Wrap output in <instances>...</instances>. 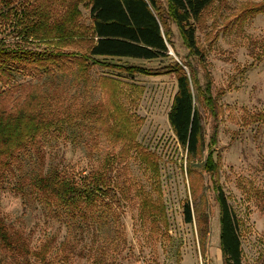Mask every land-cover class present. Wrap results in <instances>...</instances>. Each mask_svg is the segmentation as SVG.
<instances>
[{"label":"trees","instance_id":"1","mask_svg":"<svg viewBox=\"0 0 264 264\" xmlns=\"http://www.w3.org/2000/svg\"><path fill=\"white\" fill-rule=\"evenodd\" d=\"M226 1L0 0V34L10 28L14 39L6 42L7 38L0 37V189L9 184L11 191L25 205L36 204L45 216L62 223L66 234L60 247L65 243L74 246V240L82 238L87 229L102 230L110 222L115 228L120 201L129 198L127 192L132 184L123 177L119 165L123 158L121 153L126 154V150H121L120 156H107L99 167L79 175L57 164L45 167L43 140L48 134H62L65 130L71 133L75 127L92 130L94 117L99 119L101 115L98 122L106 126L110 112L103 104L82 106L76 112L73 102L65 101L66 84L85 80L97 65L128 75L174 74L176 91L167 120L186 154V171L190 174L193 173V163L202 157L204 147L198 107L206 111L211 134L201 168L212 179L219 206L222 263L242 264L239 218L217 182L220 154L214 156V146L223 112L219 100L225 91L219 88L212 93V79L205 61V49H211L216 40L215 30L206 35L210 45L202 47L197 38L198 30L215 22L213 18L209 25L206 23L207 13L218 9V5L225 7ZM81 8L87 10L88 23L83 21ZM258 13H264V1L244 2L239 12L233 15L232 24L242 26ZM175 34L187 50L185 57L180 58L177 53ZM167 45L179 61L167 53ZM249 50L254 60H264V40L251 41ZM132 59H168V62L149 68L127 61ZM19 74L34 75L35 81L16 83L14 79ZM199 74L204 78L202 85ZM100 79L106 81V77ZM111 111L118 117L115 122L119 123V129L110 131V136L126 140L127 148L135 149L133 139L127 132H122L123 128L130 131V119L117 106ZM252 122H264V109L253 111L243 119V124ZM154 184L160 185L159 181ZM154 187L159 194V186ZM142 188L138 187L136 192L143 191ZM250 188L252 197L264 205V187L250 185ZM138 213L154 233L167 235L166 206L160 194L156 198L141 195ZM195 213L201 237L205 218H200L197 209L191 210L189 200L185 199L183 221L191 223ZM10 226L0 213L1 254L15 264H31L30 258L37 264H53L49 254L54 236L47 237L34 249L30 245V235ZM103 240L105 243H101L93 260L95 264H109L103 256L113 244L106 237Z\"/></svg>","mask_w":264,"mask_h":264},{"label":"rangeland","instance_id":"2","mask_svg":"<svg viewBox=\"0 0 264 264\" xmlns=\"http://www.w3.org/2000/svg\"><path fill=\"white\" fill-rule=\"evenodd\" d=\"M260 1L264 0H227V6L218 5V9L207 13L206 23L209 25L214 18L213 25L197 31L199 43L204 47L210 45L207 33L215 30L216 40L211 49H205V61L212 79V93L219 88L225 93L219 100L223 112L218 122L214 156L220 154L217 182L239 218L242 264H264V205H260L250 192V185L264 187V122L243 124L249 113L264 109V60H254L249 53L251 41L264 40V13L253 15L242 26L232 21L242 3ZM81 11L83 21L88 23L87 10L81 8ZM9 29L0 34L7 38L6 42L14 40ZM174 43L179 57H185L187 50L176 34ZM127 61L156 68L167 64L168 59ZM101 77H106V81ZM14 81L34 82L35 76L19 74ZM47 82L49 84V80ZM199 82L201 85L204 82L200 74ZM65 90V101L71 100L76 112L82 106L96 107L101 103L110 115L105 127L98 122L101 115L99 119L94 117L92 130L75 127L71 133L65 130L62 134H48L43 140L45 167L57 164L79 175L99 167L107 156H120V151L126 150V154L121 153L123 158L119 165L123 177L132 183L127 192L129 198L120 201L115 228L110 222L102 230L87 229L82 238L74 240V246L65 243L60 247L66 234L65 226L45 216L38 205H25L7 184L0 189V213L5 222L30 235V245L34 249L47 237L54 236L49 254L53 264H95L93 260L101 243H105L104 237L113 244L103 256L109 264H223L219 247V206L212 179L201 168L211 134L210 118L199 106L204 147L202 157L193 163L190 174L186 171V154L167 120L176 91L174 74L128 75L96 65L85 80L79 79L75 84L69 82ZM114 106L131 121L130 131L123 128L122 132L133 139L135 149H128L126 140L110 136V131H116L119 126L115 122L118 117L111 111ZM156 181L161 187L154 184ZM140 186L143 191L136 192ZM154 186H159L166 206L167 235L154 233L138 213L141 195L152 198L159 195ZM185 199L189 200L191 210L197 209L200 218H205L201 237L196 213L192 214L191 223L183 221ZM30 262L37 264L33 258ZM0 264L15 263L0 253Z\"/></svg>","mask_w":264,"mask_h":264},{"label":"water","instance_id":"3","mask_svg":"<svg viewBox=\"0 0 264 264\" xmlns=\"http://www.w3.org/2000/svg\"><path fill=\"white\" fill-rule=\"evenodd\" d=\"M167 48H168V52H167V53L170 54V55H172V56H174V57L176 58V56H175V54L173 53L171 47L167 45Z\"/></svg>","mask_w":264,"mask_h":264}]
</instances>
